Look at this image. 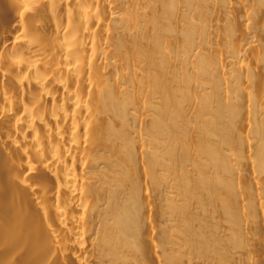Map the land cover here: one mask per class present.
Segmentation results:
<instances>
[{"label": "bare ground", "instance_id": "bare-ground-1", "mask_svg": "<svg viewBox=\"0 0 264 264\" xmlns=\"http://www.w3.org/2000/svg\"><path fill=\"white\" fill-rule=\"evenodd\" d=\"M0 264H264V0H0Z\"/></svg>", "mask_w": 264, "mask_h": 264}]
</instances>
